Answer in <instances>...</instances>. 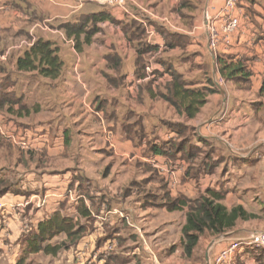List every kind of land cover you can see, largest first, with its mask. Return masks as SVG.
Listing matches in <instances>:
<instances>
[{
  "label": "crops",
  "instance_id": "1",
  "mask_svg": "<svg viewBox=\"0 0 264 264\" xmlns=\"http://www.w3.org/2000/svg\"><path fill=\"white\" fill-rule=\"evenodd\" d=\"M225 1L128 0L122 10L81 0H0V123L14 137L0 135L3 257L16 259L23 239L56 212L87 232L74 245L79 264L111 240L116 246L121 228L162 223L182 233L187 209L169 211V199L212 190L229 210L262 216L264 0H243L240 29L213 51L207 26ZM101 12L110 19L95 24L88 42L81 35L77 48L63 25ZM40 39L58 48L57 79L17 71L23 44ZM220 56L246 64L248 83L238 88L224 79ZM212 85L216 92L189 119L183 91ZM208 142L216 150L200 158ZM221 156L223 168L211 163ZM226 169L235 180L221 185ZM263 231V219L239 221L212 241L210 260ZM251 251L240 250L229 264H253Z\"/></svg>",
  "mask_w": 264,
  "mask_h": 264
},
{
  "label": "trees",
  "instance_id": "2",
  "mask_svg": "<svg viewBox=\"0 0 264 264\" xmlns=\"http://www.w3.org/2000/svg\"><path fill=\"white\" fill-rule=\"evenodd\" d=\"M109 19L110 16L107 13L101 12L82 23L64 24L63 27L67 36L75 41V45L78 48V39L81 35L85 34V41L88 42L89 34L96 31L95 24ZM88 23H90L89 27ZM217 65L220 75L226 80L235 81L236 85L239 86L238 88L242 87L241 83H248L251 73L247 65L241 61L235 62L230 57L220 56L217 59ZM16 68L19 72H36L43 78L57 79L63 69V62L58 56V48L51 42L40 39L28 48L22 57L18 58ZM212 87V89L183 91L185 98L189 97L190 99L189 103H186L184 107V112L189 119H194L200 112V108L206 104L208 95L216 92L214 85ZM166 98L167 101L180 109L172 97ZM223 201L224 196L212 190L193 200L187 198L167 200L166 205L169 211L187 209V220L182 229V245L186 258L191 259L193 257L201 238L206 233L210 237L219 236L233 230L239 221L264 220V208L260 217L249 214L242 206L229 210L223 204ZM84 232V228L74 218L63 216L60 212H56L41 221L37 226V230L28 234L26 237V249L15 264H29V255L37 253L57 256L63 246H66V243L63 242L52 246L49 244L51 241L61 235H65L73 246L80 241Z\"/></svg>",
  "mask_w": 264,
  "mask_h": 264
},
{
  "label": "rangeland",
  "instance_id": "3",
  "mask_svg": "<svg viewBox=\"0 0 264 264\" xmlns=\"http://www.w3.org/2000/svg\"><path fill=\"white\" fill-rule=\"evenodd\" d=\"M210 150H216L213 143H206L201 145V155L200 158L206 156ZM214 157V156H213ZM211 157V163L223 168L227 161L226 157L221 156L217 161H213ZM216 166V167H217ZM222 178L219 180L221 185L228 184L231 180L234 182L235 177L233 174L228 173L227 169L221 175ZM228 203L233 204L234 199L228 198ZM256 210V209H255ZM253 211V210H252ZM257 227H260V222L256 223ZM140 230L138 233L135 228L132 229H119L115 232L116 235L120 234L118 237V243L115 246L113 240L107 242V247L105 251L99 253L94 252L85 258L80 264H151V255L146 252L143 248V240L146 241L151 248L152 252L157 256L161 263L164 264H210V247L212 246V241L219 236L210 237L207 233L203 237L202 243L195 250V253L191 259H188L184 255L183 245H182V233L181 229L177 227L178 232H174L172 228L166 227V224L156 223L154 225L148 226ZM264 232V231H263ZM86 231L83 235H86ZM82 235V237H83ZM115 235V234H113ZM105 236H108L106 234ZM104 236V237H105ZM112 238V236H111ZM26 239H23V245L21 247V253L18 257L7 258L0 254V264H15L16 261L23 255L27 243ZM81 240V239H80ZM66 243L63 249L58 253L57 256L45 255L43 253H37L34 255H29V264H79L74 254V245L70 242L65 235H61L51 241L49 244L52 246ZM102 246L104 244H101ZM252 252L251 258L253 256L258 257V260L253 264H264V252L260 249L250 248Z\"/></svg>",
  "mask_w": 264,
  "mask_h": 264
},
{
  "label": "built area",
  "instance_id": "4",
  "mask_svg": "<svg viewBox=\"0 0 264 264\" xmlns=\"http://www.w3.org/2000/svg\"><path fill=\"white\" fill-rule=\"evenodd\" d=\"M83 3H92L104 8L127 9L128 0H81ZM243 0H226L224 5L218 10L214 18L207 28L210 32V42L213 51H217L221 43L228 44L231 35L237 32L241 27V9L240 5ZM217 21H222V25L218 27ZM24 46L30 48L33 43H25ZM0 135L8 140H14L12 134L8 133L4 125L0 123ZM133 226V224H129ZM138 233H141L140 230ZM143 248L151 255V264L161 263L157 256L152 252L148 243L143 240ZM244 248L264 249V232L250 234L242 239L230 242L224 249L216 254L210 264H229L233 257Z\"/></svg>",
  "mask_w": 264,
  "mask_h": 264
}]
</instances>
